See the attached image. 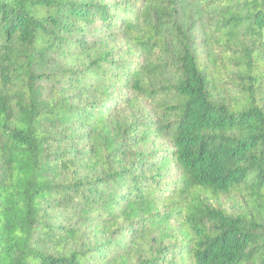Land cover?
Masks as SVG:
<instances>
[{
	"label": "trees",
	"instance_id": "1",
	"mask_svg": "<svg viewBox=\"0 0 264 264\" xmlns=\"http://www.w3.org/2000/svg\"><path fill=\"white\" fill-rule=\"evenodd\" d=\"M0 264H264V0H0Z\"/></svg>",
	"mask_w": 264,
	"mask_h": 264
}]
</instances>
